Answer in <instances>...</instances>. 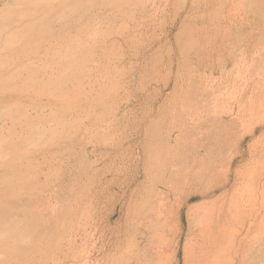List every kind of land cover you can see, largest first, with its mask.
I'll return each instance as SVG.
<instances>
[{
  "label": "rangeland",
  "instance_id": "1",
  "mask_svg": "<svg viewBox=\"0 0 264 264\" xmlns=\"http://www.w3.org/2000/svg\"><path fill=\"white\" fill-rule=\"evenodd\" d=\"M72 2L0 11V29L10 15L61 17L0 34V94L25 95L0 102V264H264V26L238 0ZM221 13L219 34L230 16L235 33L196 54L201 25L214 30ZM188 55L210 103L160 183L142 173L144 129L172 103Z\"/></svg>",
  "mask_w": 264,
  "mask_h": 264
},
{
  "label": "bare ground",
  "instance_id": "2",
  "mask_svg": "<svg viewBox=\"0 0 264 264\" xmlns=\"http://www.w3.org/2000/svg\"><path fill=\"white\" fill-rule=\"evenodd\" d=\"M45 1V0H42ZM71 1H59L56 4L50 3H41L38 0H0V11L7 12L12 9V6L22 5V4H30L35 9L39 7H46L49 9V13L51 11L56 12L58 9H61L71 3ZM211 0H202V5L198 7V11H205L210 4ZM73 3V2H72ZM71 3V4H72ZM238 3L242 5L245 10V16L249 18V14L251 18H253L254 24L259 26L260 24L264 26V0H238ZM189 9V8H188ZM187 9V10H188ZM186 10V11H187ZM115 10L111 12L114 13ZM189 12V11H188ZM9 13H11L9 11ZM223 13L220 16L216 17L212 24L215 26L214 30L208 29L206 30L205 26L202 24L201 28L198 30L196 37L201 38V43L199 46L196 47V54L200 53L201 49L203 48V44L205 45V55L209 58L210 51L212 48H215L216 45H209L210 41L212 40H219L220 43H223L229 37H232L234 31L231 30V21L234 20L236 23V17L230 16L228 18V28L219 34L223 22L221 19L223 18ZM254 16V17H253ZM61 17H58L56 14L52 18H48L47 15L40 16L34 12L21 14V15H10L6 16L3 19V29H0L1 32L6 31L8 28L15 26H20L21 24L25 26H40L44 21H52L57 23ZM235 23V24H236ZM205 28V29H204ZM233 29L236 30V33L239 32V29L235 25ZM9 31V30H8ZM204 31V33H202ZM249 32L253 33L250 29ZM235 33V32H234ZM213 38V39H212ZM6 39V38H5ZM119 41L117 37L114 39L111 44L114 45L116 42ZM120 49L123 47V41L119 43ZM248 48H245L241 52L242 59L241 65H246L251 55L250 44L247 45ZM195 54V55H196ZM189 60L184 64L183 73L181 75H177L175 83L173 85V101L170 105L164 107L163 111L157 110L155 113V118L150 120L149 123L146 125L144 132L145 137L150 140L149 145L147 147V152L145 155V159L142 166V173L147 175L148 173L153 174L155 177L156 182H163L169 181L171 177L181 169L182 165L185 163L186 152L185 149L187 148V139L188 134L191 131V126L193 124H198L197 119L200 116V112L203 110V106H201L202 102L205 100V104H209L210 100H207V93L204 92V87L202 81L197 82V80L193 77V68L191 67L193 61L188 55ZM196 60L199 58L196 57ZM227 61L222 59L221 62V69L225 70L227 67ZM237 64V63H235ZM238 68L240 65H237ZM199 70V69H198ZM214 69H211L210 72L212 73ZM210 73V74H211ZM154 84V83H153ZM166 85V83H165ZM219 89L215 86L214 88V97L217 100L220 98L219 96ZM218 92V93H217ZM24 92L14 91L9 93L0 94V102L11 100L12 98L23 100L25 99ZM213 108V105L211 106ZM150 112V109L145 113L143 117H141L137 123H135V128H138V122L145 119ZM22 125V124H21ZM2 124H0V128H2ZM150 134V135H149ZM126 143V142H125ZM136 144V143H135ZM126 145V144H125ZM137 147V146H136ZM139 149V148H138ZM140 154V152H139ZM129 159V166H133V153L131 152ZM134 169L135 171L132 175L127 178V182H131L136 179L137 175L140 174L139 167L140 161L139 159L134 160ZM126 167V166H125ZM124 169V168H123ZM157 186V185H156ZM193 192H187L185 197H188ZM198 193L202 194L205 191H198ZM189 200V199H188ZM208 205L207 201H203L200 204H194L189 207V211L195 210H202L204 207ZM203 214V213H202ZM201 213L197 214L199 217V222H203L207 229H212V219L210 218L208 222H206L205 215ZM196 215V216H197ZM212 217V214L210 215ZM206 222V223H205ZM8 231V227L5 225L0 226V233H6Z\"/></svg>",
  "mask_w": 264,
  "mask_h": 264
}]
</instances>
